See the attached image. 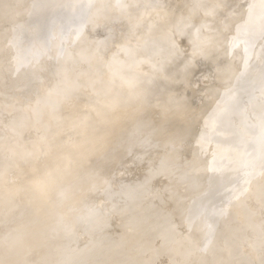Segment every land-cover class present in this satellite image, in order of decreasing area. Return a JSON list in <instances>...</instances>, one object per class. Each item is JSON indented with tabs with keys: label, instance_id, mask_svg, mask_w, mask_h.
I'll use <instances>...</instances> for the list:
<instances>
[{
	"label": "rangeland",
	"instance_id": "obj_1",
	"mask_svg": "<svg viewBox=\"0 0 264 264\" xmlns=\"http://www.w3.org/2000/svg\"><path fill=\"white\" fill-rule=\"evenodd\" d=\"M43 1L40 0V3L36 4L31 13V20H35V26L30 28V30L31 34L40 32V35L46 36L47 44L42 52L44 53V58L53 60L54 57L68 56L67 58L70 59L67 64L70 60L72 62V59L78 58L75 47L73 49L70 46L74 41H70L72 42L70 44L69 40H75L73 44L78 45L77 42L81 39L78 40L77 38L79 37L76 38L75 35L79 36L76 33L79 32L89 43H85L82 50H77L83 53L89 52L92 54L91 56L95 55L92 58L89 56L88 64H91L90 66L97 68L101 64L102 67L105 64L106 66L104 65V67L111 69L110 71L112 72L108 71L107 68L106 71L103 67V72L106 71L103 77L108 79L107 82H109V87L105 88V90H112L107 95L96 94L99 89L97 83H91L93 85L84 84V88H82L84 81L91 75L88 73L94 69L90 67L89 72L88 70L74 69L75 73L80 72L78 75L75 74L76 76L83 77V79H76L78 77L72 76L74 74L69 72L71 70L70 66L66 65L68 74L62 70L59 73L61 74L64 71L63 74L57 73L54 76L57 78L56 82L58 84L65 83L67 85H56L53 93H55L57 98H60L58 103L54 102L51 108L47 110L40 109L34 120L25 113H23L24 115H18L17 118H22L24 122L19 127L20 134L9 128L7 123L5 124L9 118H4L7 121L0 120V130L4 132V135L0 134V187H2V196H8V194L17 191L15 194L16 200L19 204H22L26 201L30 191L35 189V194L39 198L32 205H28L29 211L33 213L48 210L53 213L50 225L44 227L42 230L44 233L41 232L43 237L40 235L42 238H37L34 241L33 245L36 248L26 254V262L28 264H62L67 261L68 253H70V256L74 253L71 248L75 247V245H84L87 242L86 239L91 240L92 235L96 241L97 236L110 233L111 230L116 228L118 220L123 221L119 217V219L114 218V208H120L121 203L128 198H137L138 195L134 190L140 192V190H137L139 186V189H141L140 194L142 193L141 186L143 187L144 184V187L147 186L146 184L150 186V188L148 186L146 188L143 187V191L147 189L148 193L145 191V195L153 192L151 194L156 196V198H151V200H155L154 205H157L160 202V196H167V192L170 193L168 188L165 187H169V190H171L180 186V184L194 186L200 182H205L209 186L213 184V189H206L208 200L202 215L197 219L200 238L194 242L195 244L193 245L195 246H192V251L194 250L192 253L197 258L196 262L192 264H205L207 262L205 260L208 259L206 264H221L219 261L221 260V255L218 253H223L226 256V260H221L222 264H226L225 261H229V258L235 261H229L228 264H234L244 255L253 256L254 260L257 258L256 261L252 259L251 264H253V261L255 264H264V262L259 263L261 259L264 260V169L256 167L253 170V166L255 167L261 160L256 158L258 159L256 161V159H253L255 157H250L249 154L255 155L254 152L256 150L252 146H246L243 152L244 147L242 148L240 140L235 139L237 134L243 130L244 124L252 122L264 124V114L262 112V114L259 113V108L256 110L252 108L251 112L248 103L247 109L233 112L232 116L229 119L227 118L226 124L221 119L207 113L205 108L206 104L209 103L213 107V111H222L228 100L241 94V97L245 98L244 100L251 99L257 106L264 108V87L254 88L252 86V90L249 89L251 82L253 83L256 76L261 72V67H264V38L257 39L255 37L256 31L252 33L253 30L247 26L251 16L242 25L238 23L243 18H246V10L249 7H246L245 4H249L251 1L254 2V0H231L232 4L230 5H226L223 0H184L183 2L187 6L186 12L165 10L161 12L160 20H151L149 23H139L134 14L121 18L115 11L117 9L127 10L136 6L138 2L144 3L138 7L140 9L142 7L144 9L145 6L147 8L155 6L152 8L158 9L156 7L160 6L159 1L161 0H156L159 5L154 0L149 3L146 1L151 0H105L104 2L101 0H70L68 4L63 6L65 12L61 17L62 20L56 32L51 30V27L56 26L52 22L54 19L52 13L59 10L57 7L60 0H52L50 3ZM100 2L103 5L101 7L99 6ZM153 2L154 4H151ZM258 2L261 6L264 5V0H259ZM3 3L4 0H0V8L5 4ZM146 3L148 5L151 4V7H148ZM192 3H195L198 8H203L204 10H202L205 13L212 16L224 15L223 20L225 22L221 18H215L214 22L219 25L208 29L206 25L202 24V21H198L197 24L200 25L187 32L185 29L186 25L195 21L191 8ZM81 6L82 8H80ZM256 10L257 6H253L252 20L256 17ZM50 11L52 13H49ZM260 20L256 24L259 27H263L264 20ZM20 24H11L13 33L10 32V36L0 38V45L10 42L11 47L14 50L18 49L20 53L23 52V59H26L27 51H30V49H23V46L29 41V36L22 33V29L25 30V27H18ZM4 26H6V22L0 21V28H4ZM186 33H188L187 38L184 40L182 38L186 37ZM102 37L104 38L102 39ZM96 38L101 40H96ZM253 45L256 51L252 53L250 57L251 63L245 69L243 77L237 79L238 81L231 83V85L230 83L220 85L225 77L232 75L236 68V62L241 59L244 53L251 54ZM34 46L32 44L31 48ZM217 49H219L218 53L211 57L212 53ZM109 56L111 57L109 58ZM105 58L110 61L111 66L109 62H101L106 61L107 59ZM163 58H170L171 61L184 65V68L178 71L183 72L184 75L182 77L190 82L189 95L186 99H179L176 96V92L180 89L179 84L173 86L166 81L161 83L160 89L148 97L143 94L147 85L142 83L143 80L141 79L147 78L145 76L147 74L146 70L157 67L159 65L157 63L162 61ZM100 59L105 60L100 61ZM113 60H115L113 64L119 63L124 66L125 71L120 72L114 69L112 67ZM209 61L217 62V65L210 68ZM93 63L94 65H92ZM96 65L98 66L96 67ZM25 67V64L21 65V67L18 66L14 76H12L14 82L9 83L8 91L3 90L4 94L2 97L0 96L3 100L2 102L0 101V114L8 115L10 113L5 108V102L11 100L9 96L7 97V93H12L21 85L26 87L33 85V82L27 80L24 74L20 72ZM46 71L47 73L49 72L48 70ZM86 71L88 72L87 74H85ZM81 73L84 76L80 75ZM63 75L69 77L68 81L71 78L72 80H78L79 84L82 83L80 86L82 89H78V94L70 92L71 85H75L74 83L76 82L70 80L67 83V77L65 78ZM177 79L179 78L171 81H176ZM16 80L20 83H16ZM42 82H44L43 78L38 80L37 83ZM88 85H90V88ZM129 85H132L129 89H123V87L125 88ZM25 86L21 91L26 90ZM83 89H86V91ZM32 91L30 87V94ZM82 91L87 92V94L84 93L83 95ZM131 92L140 94L137 102L128 103V106L126 104H114L115 100L121 98L126 101L131 96ZM244 92H247V95ZM239 93L241 94L239 95ZM215 94H220L221 96L214 97ZM79 95L84 98L89 97L88 99H97L94 104L88 106L71 107L63 105L71 104ZM25 97L21 95L20 99L13 103L29 107L25 103V99H23ZM210 97L212 101L207 102ZM245 107H247V104ZM132 108L133 111H130L129 115L126 114L128 119L121 121L122 119L119 116H124L123 114L127 113L124 112L125 109L129 111ZM99 109H107L106 115H96V111ZM120 112L123 113L120 114ZM88 117H91L93 123L98 126L96 129L102 128L106 135L111 132H118L114 137L106 139L105 143L108 146L104 151L105 155L101 158L100 164L97 162L99 165L94 170L91 167V162H94L97 157L93 155V151L80 158L68 155L74 146H77L76 150L79 152H83L88 148L89 140L87 138L77 140V136L72 131V128L84 130L87 127L86 119ZM109 120H113L112 125L108 123ZM256 126L263 130L260 125ZM1 135L3 136L1 137ZM19 135L20 139L14 149L17 151L16 157L20 162L29 160L28 165L37 169L43 164H53L60 160L61 156L68 155L66 164L62 168L60 167L40 175L33 181L34 183H28V185L26 184L16 189V184L22 182L23 178L16 176L13 170H3L2 168L5 166V160L9 156L10 145L8 143L15 139H9L8 136L15 137ZM262 135L264 136V134ZM250 138L253 139V135L246 136V140ZM51 142L54 143L50 145ZM145 148L148 151L147 154L145 153ZM260 150V153L258 150L256 152L263 159L264 146ZM242 153H246V156L244 157ZM159 158L161 161H158ZM243 159L246 161L245 163ZM156 161L159 163H156ZM252 161H255L256 164L253 162L255 164L253 165ZM247 162L250 163L248 164ZM261 163H264V160ZM245 164L246 167L252 168V170L247 168L250 173L252 171V175L246 171L247 169L244 170L246 167L242 168ZM250 164L253 166H250ZM148 165L152 166H149L151 169L147 168ZM262 165L264 167V164ZM257 168L259 170H255ZM146 169L148 173H146ZM257 171L263 172L258 174ZM255 172H257V175ZM143 174L149 182L153 181V185L151 182V184L148 183L147 180L144 181L146 178L143 177ZM148 175L152 176L148 177ZM150 177L153 178L150 179ZM153 179H156V181ZM142 182L145 183L142 184ZM134 187L137 189H134ZM175 190L173 189L171 193ZM178 191L181 195H184H182L183 197H185L184 193H188L182 191L180 187H178ZM140 194L139 197L141 195L144 196ZM188 197L189 195L186 194V198ZM82 198L83 201H81ZM147 199L148 201L150 200V198ZM185 201H187V205L192 204V200L189 198ZM166 202L164 200L162 211L169 214L171 207L170 203ZM82 203L86 204H83V209L81 208ZM80 210L81 212L84 211L85 215L83 213L81 215ZM166 210L168 211L166 212ZM245 210H248L252 216L251 214H244ZM9 212L10 210L8 211L7 209L3 211L4 214ZM2 215V203L0 200V217ZM100 216L109 217L111 222L106 224L101 221H92V225L88 227L90 233L86 236L83 229L89 222L88 220ZM164 217L168 218V215ZM6 220V215L4 219L0 218V233L3 238L12 234L11 230H4V227L9 223V219L8 221ZM173 220L176 226L179 227V217L174 216ZM217 220L220 221L218 222ZM214 221L215 225L214 223L213 225L217 229L212 225ZM3 222L6 225H3ZM227 225L229 228H227ZM241 225L243 229L238 230H244L242 231L244 234L236 229ZM245 225L246 227L244 228L243 226ZM247 225L250 229H248ZM183 230L187 231L185 227L181 230L182 233L185 232ZM241 234L246 240L243 239ZM229 238L232 241L237 242V239L238 242L243 243L241 245V243L237 242L238 245L235 247L238 246V248L234 247L235 250L237 249L235 253L232 241L230 242ZM81 239H84V242ZM228 239L231 243L227 242L229 245L225 243ZM196 245H199L198 248L201 250ZM240 245L242 247L245 245L246 248L244 247L245 249H243ZM246 245L249 246L250 251H248L249 249L247 250L248 247ZM222 246L224 248L229 246L226 249V254L224 253L226 250L220 252L223 250ZM241 249H243V252H241ZM231 251L234 254L239 253V251L240 253L246 252L241 254L243 255L241 258V255H235L238 257L236 258L230 253ZM248 252L250 254L252 252L253 255ZM35 254H37L38 258V260L37 258L35 259L36 262L32 259ZM38 255L41 257L39 258ZM227 255L231 257L228 256V258ZM206 256L208 259L205 258ZM30 260H34V262L29 263L28 261ZM159 260H161L160 263L162 264H168L169 261L168 258H159L154 262ZM257 261L258 263H256Z\"/></svg>",
	"mask_w": 264,
	"mask_h": 264
},
{
	"label": "bare ground",
	"instance_id": "obj_2",
	"mask_svg": "<svg viewBox=\"0 0 264 264\" xmlns=\"http://www.w3.org/2000/svg\"><path fill=\"white\" fill-rule=\"evenodd\" d=\"M5 1L6 0H4L5 4L3 3L4 5H2L0 8V21L6 22V26H4V28H0V38H5L6 36H10V32L13 33L12 28H11V24L18 25L21 23L18 27H21V26L25 27V30L22 29V33L29 36V41H27L25 43L26 45L23 46L24 47L23 49L29 48L30 51H27L26 59H23V57H24L23 52L20 53V51L18 49L14 50L13 47H11L10 42H7L6 44L0 45V96L1 97L3 96V94H4L3 90H6V91L9 90L8 89L9 83L14 82V80H12V76H14L18 66L21 67V65H23V64H25L26 67L21 69L20 72H22V74H24V76L27 80L32 81L33 85L28 86V87H26L25 85H21V86L17 87V90L12 91V93H7V97L9 96L11 100L9 102H5V105H6L5 108L10 113L8 115L0 114V120H2V119L4 120L5 117L9 118V120H8L9 124H8V122H5V124L7 123V126L9 128H11L15 132L19 133V131H20L19 127H21V125L24 124V122H23L22 118H20V119H18L19 117L17 118L18 115L25 113L27 116H29L31 119L34 120L35 115H37V112L40 109L47 110V109L51 108V105L54 102L58 103L60 98L59 97L57 98L55 93H53L54 89L56 88V85L58 84L56 82L57 78L54 76L62 70H64L65 73H67L66 65L70 66L71 70H69V72L71 74H74L72 76H76V75H78V73H80V72L75 73L74 69L88 70V72L90 71V67H92L94 69L93 70L91 68L93 71H90V73H88L86 71L85 74L88 73L91 75L88 76V78L84 81L83 84L82 83L79 84L78 80L76 81V80H72L70 78L69 81L72 80V81L78 83L77 85L74 82L73 83L75 85H73L71 83L72 85L70 88V92L78 94L79 93L78 91L80 89L84 88L83 87L84 84L97 83V85L99 86V89L96 92V94L97 93L106 94V95L109 94L108 92L112 89L105 90V88L109 87L108 86L109 82H107L108 79L103 77V74L107 71L108 68L104 67V65H105L104 64L103 65L104 69H106V68L107 69H106V71L103 72V67L101 66L102 64L100 65L99 62H98V64L100 66L97 67L98 65H96L97 68H95V66L94 67L90 66L91 64H88L89 56L92 58L95 55L91 56L92 54H90L89 52L83 53L82 51H78V50H82V47L84 46L85 43H89V42H87L86 39H84L79 34V32H76V33H78L77 35H79V36L75 35L76 38L79 37V38H77L78 40L81 39L80 41L77 42L78 45L73 44V43H75V40H69V42L74 41L73 43L70 42V44L71 43L72 44L71 45L69 44V45L72 46L71 48H73V49L75 47V51H76V54H78L77 55L78 58L76 57V59H72L73 60L72 62L70 60L69 61L70 64L68 63L69 65L67 64L68 60L70 59V58L69 59L67 58L68 56L61 57V58L60 57H58V58L54 57L53 60H51L50 58L46 59L43 56L44 53H42L44 51V49L46 48V44H47L46 43L47 42L46 36L40 35L39 34L40 32H37L36 34L33 33L34 34L33 35V34H31V30H30V28L35 26V22H34L35 20H31V13L33 12L36 4L40 0H7L6 2ZM44 1L46 3L52 2V0H44ZM101 1L104 2L105 0H101ZM154 1H155V3H157V5L160 4L159 7H156L158 9L152 8L155 6H152V7L150 6L151 4H154V2H153L150 5H148L146 3L147 6L151 7V8H147L145 6L144 9L142 7V9H143L142 10L138 7L144 3L138 2L137 5L134 7H130L127 10L117 9L115 11V13L121 18H124L130 14H134L139 23H149V22H151V20H160L159 16H160L161 12L165 11V10H168V11L173 10L174 12H178V11L186 12L187 11V6H185V4L183 2L184 0H161L162 3H160L161 1H159V4H158V2H156V0H154ZM223 1L226 5L232 4L231 0H223ZM258 1L259 0H257V1L254 0V2L251 1V2H249V4H245L246 7H249V9L246 10L247 11L246 18H243L240 22H238L239 25H242V23L245 20H248L251 16V19H250L249 23L247 24V26H249L253 30L252 33H254L256 31L255 37H257V39L258 38H264V24H263V27L261 26L262 28L256 24L261 18H262V20H260V21L264 20V9H263L264 5L261 6V4ZM68 2H70V0H60V3L57 7V8H59V10H56V12H53V13H52V11L49 12V13H52V17L54 18L52 20V22L56 25L55 27H51V30H53L55 32L58 30L59 25H60V21L62 20V18L57 17V16H61L60 14H62V15L64 14L65 9L63 8V6L68 4ZM146 2L149 3V2H152V0L146 1ZM246 3H248V2H246ZM101 5H102V3L100 2L99 6L101 7ZM253 6H255V7L257 6V10L255 12L256 17L253 19L254 21L252 20V8H253ZM53 8H56V7H53ZM80 8H82V6ZM191 8H192V13H193V19L195 21L186 25L185 29L187 30V32L190 31L191 29H195L197 27V25L199 26L200 24H197L198 21H202L203 22L202 24L206 25V28L211 29L212 27H215V25H219L218 23L214 22L215 18H221L222 20L224 18V15L212 16L210 14L205 13V11H203L204 9L202 8L203 9L202 10L201 8H198V6L195 3H192ZM12 19H13V21H12ZM20 21H22V22H20ZM49 22H50V20H49ZM224 22H222V24H224ZM23 23H24V25H23ZM187 34L188 33H186V37H184L182 39L186 40ZM89 35H90V33H89ZM90 38L92 39V37H90ZM103 38L104 37H102V39ZM96 40H101V39L96 38ZM69 42H67V43H69ZM92 42H90V43H92ZM29 43H32L35 46L33 48H31L32 44H29ZM218 51H219V49L214 51L212 53L211 57L216 55L218 53ZM255 51H256V48L253 45L251 54L249 55L248 53L247 54L244 53V55L241 57V59H239L236 62L235 71L232 73V75L225 77L222 80V82L220 83V85H222V84L224 85L227 83H230V85H231V83L238 81L237 79L242 78L244 75L245 69L251 63L250 57H251L252 53H254ZM18 52H19V54H18ZM71 52H72V49H71ZM18 56H21V57H18ZM73 56H75V55H73ZM110 57L111 56H109V58ZM105 59H107V58H105ZM105 59H100V61L105 60ZM97 61H99V60L97 59ZM101 62H104V63L109 62L110 66H111V63H110V61H108V59L106 61H101ZM113 62H115V60L112 61V65H113L112 67L114 69H117L120 72L125 71L124 66L120 65L119 63L113 64ZM159 62L157 63V64H159L157 67L146 70L147 74H145V76L147 78L141 79V80H143L142 83L147 85L146 90L143 92V94L146 95L145 97H148L149 95L153 94L158 89H160L161 83L166 81V82L171 83V85H173V86L176 84H179L180 89L178 92H176V96L179 97V99H186L189 95L188 90L190 88V82L188 81V79L182 77L184 75L183 72L178 71V70H182L184 68V65H181L182 63H177L176 61H171L170 58H163V60L159 61ZM95 64H96V61H95ZM208 64H209V67L211 68V67L217 65V62L209 61ZM92 65H94V63ZM64 68H66V69H64ZM113 68H112V70H113ZM261 68H262L261 72L256 76L253 83L251 82V84H250L251 87L249 89L252 90V86H254V88L264 87V67H261ZM46 70H48L50 73L49 72L47 73ZM83 70H82V72H84ZM110 70L108 69V71H110ZM63 72H61V74H63ZM110 72H112V71H110ZM80 75H83V73H81ZM63 76L65 77V75H63ZM76 77H78V76H76ZM42 78H43L44 82L37 83L38 80H40ZM62 78H58V79H62ZM68 78L69 77H67V81H68ZM79 78L80 77H78L76 79H79ZM176 78H179V79H177L176 81H171V80L176 79ZM80 79H83V77H81ZM69 81L67 83H69ZM242 81H244V80H242ZM60 82H63V81H60ZM16 83H20V82L16 80ZM142 83H140V84H142ZM81 84H82V86H81ZM248 84H249V82H248ZM58 85H65V83H59ZM91 85H93V84H91ZM236 85H238V84H236ZM24 86L26 87V90L21 91L24 88ZM65 86H67V85H65ZM89 86L90 85H88V87ZM131 86L132 85H129L125 88L123 87V89H129ZM30 87L33 90L31 94L29 92ZM88 87H85V88H88ZM218 88H220V87H218ZM83 90L86 91V89H83ZM66 91H67V89H66ZM85 91H82L83 95H84V93L87 94V92H85ZM204 92H205V90H204ZM244 93L246 94L247 92H244ZM240 94L241 93H239V95ZM21 95L26 96L23 99H25V103L28 104L29 107H27L25 105H20V104L16 105L13 103L15 101H18L20 99ZM130 95L131 96L126 101H125V99L121 98V99L115 100L114 104H126L128 106V103L137 102L139 100L140 94H136L135 92H131ZM241 95L238 97L236 95V96L232 97L230 100H228V102L224 105V109L222 111H213V107H211L210 104L207 103L209 101H212V99L210 97V99H208V101L206 102L207 103L206 107H205L206 111L210 115H213L215 118L221 119L222 122L226 123V124L228 121L227 118L229 119L232 116L233 112H240L241 110H243L245 108L247 109L248 103H249V107H250L251 112H252V108L255 110L259 108V113L264 114V108L263 107L261 108V107L257 106V104L252 102L251 99H249L247 101L244 100L245 98L241 97ZM250 95H251V93H250ZM75 96H77V95H75ZM219 96H221V95L220 94L214 95V97H219ZM88 98H84V97H81L79 95L78 97H76L75 100H73L71 102V104L69 103L67 105L66 104H63V105L71 106V107H77L79 105L88 106V105L94 104L95 100L97 99V98L96 99L95 98L94 99H88ZM63 99H65V98H63ZM101 99H104V98H101ZM0 101L2 102L3 100L0 98ZM201 102H203V101H201ZM246 104H247V107H245ZM130 111H133V108L130 109L129 111H127L125 109L124 112H127V113H124L123 114L124 116H119L120 119H122L121 121H125L128 119L127 115H129L131 113ZM106 113H107V109H99L96 111V115H100V116H104V115H106ZM122 113L123 112H120V114H122ZM23 115H22V117H23ZM4 121H7V120H4ZM4 121H3V123H4ZM86 123H87V127L84 130L72 128V131L77 136V140H80L81 138H87L89 140L90 144H89L88 148L83 152H79L76 150L77 146H74V147H72V150L69 152L68 155L72 156L74 158H80V157L85 156V155H87L93 151L94 152L93 155H95V157H97V159L94 162H91V164H92L91 167H93L92 169L94 170V168H96L100 164L101 158H103L105 155L104 151L107 149V146H108V144L105 143L107 141L106 139L108 137H114V135H117L118 132L117 131L113 132V133L111 132L110 134L106 135L105 131L102 128L96 129L98 126H96L93 123V120L91 117H88L86 119ZM108 123L109 124L113 123V120H109ZM244 125L245 126H244L243 130L237 134L235 139L240 140L242 148L244 147L243 152H244L246 146L247 147L252 146L254 150H256V151L258 150V152L260 153L261 152L260 148H262L264 146V136L262 135V134H264V124H258V123L252 122V123H248V124H244ZM256 125H260L263 130L257 128ZM3 133L4 132L0 130V134H3ZM3 135H1V137ZM247 135H253V139L250 138L249 139L250 141L246 140ZM8 137H9V139H11V138H15V139H12V142L8 143L10 145L9 146L10 147L9 148V156L6 158L5 163H4L5 166L2 169L3 170H13L16 176H20L23 178L22 182H20V183L18 182L17 183L18 185L16 184V189L21 188L23 185H26V184L28 185V183H32L40 175L47 173L51 170L59 169L60 167L62 168L66 164V159H67L66 157L68 155L61 156V159L58 160L57 162L53 163V164H43L40 167H38L37 169H34L32 166L28 165L29 160H24L25 162H20L16 157L17 151L14 149V147L18 143V141L20 139V135L15 136V137H12V136H8ZM53 143L54 142H51L50 145H52ZM251 148H249V149H251ZM28 149H29V147H28ZM73 150H75V151H73ZM145 151H146V148H145ZM249 151H251V150H249ZM256 151L255 152L253 151L255 155L249 154L250 157L252 156V157H255L253 159L259 158V160L260 159L261 160L257 164L255 161H252L251 163L254 162L256 164V166L255 167L253 166V165H255L254 163H253V165L250 164V166H253V170L256 167H258L259 169L260 168L264 169V167H262L263 166L262 164H264V163H261V161H263L264 158L262 159V156ZM147 152L148 151H146L145 153L147 154ZM245 154L242 153V155H244V157L246 156ZM141 157H143V156H141ZM141 157H139V158H141ZM247 158H249V156H247ZM244 159H243V161H244ZM159 160H160V158L158 159V161ZM239 160L241 161V159H239ZM257 160L258 159H256V161ZM158 161H156V163ZM97 162H99V164H97ZM245 162L246 161H244V163ZM247 163L249 164L250 162H247ZM151 165H148L147 168L151 169L150 168V167H152ZM245 167H246V164L242 168H245ZM154 168H155V166H154ZM247 168H250L252 170L251 167H246L244 170H246ZM258 168L255 170H259ZM146 171H147V169H146ZM246 171L249 172L248 169ZM257 172H258V174H261V172H263V171H257ZM257 172H255L256 175H257ZM146 173H148V171ZM251 173H252V171H251ZM255 173H253V174H255ZM247 175H249V174H247ZM149 176H152V175H148V177ZM143 177H145V175ZM153 177H154V175H153ZM153 177H150V179H152ZM146 180L148 183L151 182L153 185L152 180L149 182V180L146 178L144 181H146ZM153 180L156 181V179H153ZM144 183L145 182H142V184H144ZM140 184H138V185H140ZM144 185H143V187H144ZM146 185L150 188V186L148 184H146ZM177 185H179V184L177 183ZM147 186H145L144 188H146ZM143 187L141 186V188H142L141 194H143L147 198H150L149 201L146 197H144L140 194V192H141V189H139L140 186L138 187V189L136 187H134V189L136 188L137 190H140V192H138V191L136 192V190H134V192L138 195V197L137 198L136 197L128 198L125 202L121 203L120 208H114V218L123 219L124 222L121 220H118V223H117L115 229L111 230L110 233H106L104 235L97 236L96 241H95L93 235L91 237V240L93 242L89 239H86V237H85L87 242L84 245L77 244V245H75V247L71 248V249H73L74 253L71 256H70V253H68L67 261L63 262L62 264H162V263H160L161 260L154 262L155 260H157L159 258L160 259L168 258L169 259L168 264H192V263L196 262L197 258L192 253L194 251V250L192 251V248H193L192 246H195V245H193V244H195L194 242L200 238V233L198 232L199 230H198V223H197L198 220L197 219L200 215H202V213L204 211L205 204L207 203V200H208V198L206 196V189L212 190L213 184H211L210 186L207 185V183H205V182H200L194 186H187L184 184H180V186H178V187H180V189L182 191L188 192V193H184L185 197H183L184 195L182 194L183 195L182 196L181 193L178 191V187L175 186L176 188H172L171 190H169V187H165V188H168V191H170V193L172 192L173 189H176L175 190L176 192L174 191L171 194L169 192H167L168 193L167 194L164 191L167 194V196L165 195V196L161 197L159 195L160 196V202L157 205H154L155 200L154 201L151 200V198L152 199L154 197L156 198V196L152 195L153 192H151L152 194L150 193L151 195L150 194L145 195V191H147V189H145V191H143ZM16 193H17V191H14L11 194H8V196H2V187H0V200L2 203V214H3L0 218L4 219L5 215H6V218H7L6 221H8V219H9V221H8L9 223L7 222L9 226L7 225L6 227H4V230H9V231L11 230L12 234H13V235L11 234L10 236H6V238H3L1 233H0V264H28L26 262V258H25L26 254L36 248L33 245L34 241L37 238H40L41 236L43 237L42 233H44V232H42V230L44 229V227H47L50 225V222H51L50 220L53 216V213L51 211H48V210L37 211V212H33V213H31L29 211L28 207L30 205H32L33 203H35L39 198V196H37L35 194V189H33V191H30V193L27 196L26 201L22 204H19V202L16 200V195H15ZM146 193H148V191ZM139 194L141 195L140 197H139ZM186 194H188L189 195L188 198L192 200L191 205L186 204L187 201H185V200H188V198H186ZM148 195H150V196L148 197ZM88 196H90V195H88ZM151 196H153V197H151ZM230 196H232V195H230ZM83 197L88 198L87 196H83ZM85 200H87V199H85ZM85 200H84V202H85ZM164 200H166L167 202L170 203L171 211L169 214H166L162 211V208H163L162 206L164 204ZM81 201H83V198ZM189 203H190V201H189ZM83 204L84 203H82L81 208H82V206L86 205V204H84V205ZM88 206H89V203H88ZM6 209L8 211L10 210V212L8 214L3 213V211H5ZM167 211L168 210H166V212ZM247 211L248 210H245L243 213L244 214H251L249 211L248 212ZM80 212H81V210H80ZM83 212H81L80 214L82 215ZM85 212H86V210H85ZM87 214H88V212H87ZM165 215H168V218L164 217ZM174 216L177 218L179 217V225L180 226L185 225L184 227L187 231L183 230L185 232H183V233L181 232V230L184 229V227L183 226L182 227L176 226V224L174 223V220H173ZM251 216H252V214H251ZM88 221L89 222L87 223V225L83 229V232H84V234H86V236H88L90 233L89 232L90 229L88 227L92 225L91 224L92 221H96V222L101 221L102 223L107 224L108 222L109 223L111 222V219L109 217L100 216V217H94ZM115 221H117V220H115ZM218 222H216V223H218ZM213 223L215 225V221L212 222V225H213ZM3 225H6V223L4 224V222H3ZM243 227L245 228L246 225ZM180 228H182V229H180ZM227 228H229V226ZM241 228H242V225L236 229H237V231H239L238 229H241ZM45 229H47V228H45ZM248 229H250L249 226H248ZM100 230H102V229H100ZM247 230H245V231H247ZM9 231H8V233H9ZM240 231L242 232L244 230H240ZM15 235H16V237H15ZM241 236L243 237L242 234H241ZM229 239L227 241H225L226 244H227V242H229ZM234 239H236V238H234ZM243 239H245V238L243 237ZM81 240L83 241L84 239H81ZM231 241L232 240L230 239V242ZM236 241L238 242L237 239H236ZM233 242L235 243V245ZM237 242L232 241L233 248L236 245H238V243L239 244L241 243V245L243 244L242 242H238V243ZM227 245H229V244H227ZM198 246L199 245H196L197 248H198ZM228 247L229 246H227V248ZM244 247H245V245L242 248L245 249L246 247L245 248ZM247 247H248L247 248V250H248L249 246H247ZM227 248L223 247V250L220 249L221 250L220 252H223ZM230 248L232 250L231 246H230ZM235 248H238V246ZM235 248H234V250H235ZM198 249H196V250H198ZM243 249H241V252H243ZM199 250H201V249H199ZM236 250L234 251V253L237 252ZM216 251H217V249H216ZM233 251H231L230 253H232V255L234 257H236L235 255H237V254L239 256V255L244 254L246 252L245 251L244 253H240V251H239L240 254L239 253L234 254ZM248 251H250V249ZM195 252H197V251H195ZM225 252L227 253V250L224 251V253ZM230 253H228V254H230ZM248 253L250 254V252H248ZM248 253H246V254H248ZM218 254L221 255L220 256L221 260L222 259L226 260L225 259L226 256L223 253H218ZM251 254L253 255L252 252H251ZM36 255L37 254L33 255L35 258L33 257L32 259L35 260L37 258ZM222 255H224V256H222ZM230 255H227V257ZM242 256L243 255H241L240 258ZM38 257H39V255H38ZM205 258L208 259L207 256ZM228 258H227V260H228ZM236 258H238V257H236ZM236 258H234V259H236ZM253 258H254L253 256L244 255V257H242L240 260L238 259L239 261H236V263H234V264H251ZM34 260L33 261L30 260L31 262L30 261H28V262L33 263ZM37 260H38V258H37ZM208 260H205V261L208 262ZM221 260H219V261L222 264ZM256 260H257V258L254 261H256ZM262 260L263 259H261V261ZM39 261H40V259H39ZM229 261L234 262L235 260H233V259L230 260V258H229ZM229 261H225V263L228 264ZM254 261H253V264H255ZM261 261H259V263L264 262V260L262 262ZM35 262H36V260H35ZM256 263H258V261ZM35 264H37V263H35ZM229 264H231V263H229Z\"/></svg>",
	"mask_w": 264,
	"mask_h": 264
},
{
	"label": "water",
	"instance_id": "obj_3",
	"mask_svg": "<svg viewBox=\"0 0 264 264\" xmlns=\"http://www.w3.org/2000/svg\"><path fill=\"white\" fill-rule=\"evenodd\" d=\"M70 10V9H69ZM61 16H57V17H62L63 15L62 14H60ZM56 22V21H55ZM58 24V23H57Z\"/></svg>",
	"mask_w": 264,
	"mask_h": 264
}]
</instances>
